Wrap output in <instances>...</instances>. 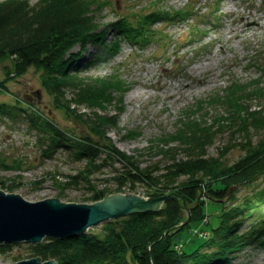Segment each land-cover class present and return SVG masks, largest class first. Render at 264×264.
<instances>
[{"label": "trees", "instance_id": "1", "mask_svg": "<svg viewBox=\"0 0 264 264\" xmlns=\"http://www.w3.org/2000/svg\"><path fill=\"white\" fill-rule=\"evenodd\" d=\"M161 2L153 3L148 13L139 17L117 16V21L102 29L98 16L109 6L105 0H38L35 4L30 0H0V61L12 57L16 61L14 73L19 77L31 68L42 72L43 88L54 98L56 107L79 121L86 131L79 135L61 128L31 103L19 99L16 106L0 104V114L8 113L11 118L19 116L16 111L28 114L45 156L68 147L77 159L87 160L78 173L68 176L66 185L86 187L91 193L86 201L91 203L116 193L136 192V184H143L148 198L176 193L189 206L199 204L190 222L179 228L187 217L180 204L171 199L160 211L105 222L101 233H84L69 240L46 238L30 245L29 259L57 264H229L234 255L264 234V188L254 187L264 177V107L251 105L254 100H264L259 80L252 86L233 83L225 94L199 101L179 118L175 131L151 140L140 157L147 151L171 157L163 173L157 174L161 170L141 167L138 157L119 150L110 136L118 123L110 109L120 112L128 82L121 73L85 77L79 72L80 64L89 65L101 55L115 53L122 40L137 48L145 46L155 36L152 25L157 22L167 23L174 17L177 21L189 19L186 9L173 13L157 9ZM111 30L116 34L108 41ZM89 44L101 48L99 56L85 57ZM78 46L79 51L73 53ZM260 71L264 76V65ZM7 82H0V92L9 93ZM79 107L90 112L80 113ZM212 110L216 115L211 119ZM139 134L125 130L123 136L131 139ZM224 135L230 138L219 155L209 156L216 139ZM237 148L243 156L228 164L227 154ZM115 162L123 169L105 179L104 186L97 183L96 175ZM233 187L254 189L240 201L235 197L237 192L230 196L227 203L233 204L227 207L224 203L219 224L207 231L208 238L189 250L176 249L173 238L177 233L206 220V202L200 199H225ZM6 188L13 191V186ZM260 242L264 244V238ZM15 245H0V254Z\"/></svg>", "mask_w": 264, "mask_h": 264}, {"label": "rangeland", "instance_id": "2", "mask_svg": "<svg viewBox=\"0 0 264 264\" xmlns=\"http://www.w3.org/2000/svg\"><path fill=\"white\" fill-rule=\"evenodd\" d=\"M37 1L30 0L32 4ZM105 1L109 6L98 16L102 29L117 21V16L139 17L148 13L153 3L157 5L162 0ZM161 8L169 9L171 13L186 9L190 17L184 21H177V17H174L167 23L153 24L155 36L141 48L122 40L115 53L99 56L101 48L89 44L85 57H99L89 65L79 66L80 74L85 77L121 73L128 82L122 109L119 113L115 108L110 109V114H116L118 121L117 127L111 128L110 136L119 150L138 157L141 167L161 170L157 174L163 173L171 157L154 151H147L142 157L138 154L150 146L151 140L175 131L179 118L190 113L194 105L225 94L233 83L252 86L259 80L264 87V76L260 71L264 65V0H163L157 6V9ZM241 15L250 18L240 22ZM234 30L238 36H235ZM115 34L111 30L108 41ZM78 51L79 47H76L73 53ZM15 63L12 57L0 61V82L8 80L9 88V93L0 92V104L16 106L19 99L22 103H31L61 128L79 135L86 131L84 125L56 107L54 98L43 88L42 72L31 68L26 75L19 77L14 73ZM203 64L207 66L208 74L206 70H196L197 65ZM204 78L212 82H198ZM188 84L193 87L189 91L186 89ZM136 91H140V95H134ZM251 105L253 108L259 105L264 107V100H254ZM16 112L19 116L15 118L8 113L0 114V181L4 182L0 184V190L7 194H18L32 203L57 199L66 204H93L86 201L91 196L86 187L66 185L68 176L78 173L87 160L77 159L68 147L59 148L51 157L45 156L38 134L30 126L29 115ZM79 112L90 111L79 107ZM215 115V110L209 112L211 119ZM125 130H137L140 134L130 139L123 136ZM229 138L227 135L219 136L209 149V156H218ZM243 154L239 148L233 149L225 160L233 164ZM117 169H123L120 162L107 165L102 174L96 175V182L104 186L105 179L112 177ZM111 185L115 186L114 183ZM136 185L137 191L132 193L145 196L146 187ZM9 186H13V191L6 188ZM254 187L264 188V177ZM253 189L235 188L231 195L237 192L235 197L240 201ZM201 200L206 202V220L193 224L191 230L177 233L173 238L176 249L189 250L197 246L203 238H208L207 231L219 224V214L227 201L225 204L218 203L212 197ZM231 203H227V207ZM183 216L186 218L187 213L184 212ZM207 221L211 224L207 225ZM102 225L92 227L86 233H101ZM251 225L248 222L247 226ZM263 238L264 234L234 255L229 264H264V244L260 242ZM30 251L28 243H19L11 251L0 254V262L11 264L28 260Z\"/></svg>", "mask_w": 264, "mask_h": 264}, {"label": "water", "instance_id": "3", "mask_svg": "<svg viewBox=\"0 0 264 264\" xmlns=\"http://www.w3.org/2000/svg\"><path fill=\"white\" fill-rule=\"evenodd\" d=\"M227 198L217 200L225 203ZM176 200L187 213V219L178 228L188 224L192 211L199 205L189 206L178 194L163 197H144L116 193L93 204H66L57 199L32 203L18 194L0 190V245L17 242L41 243L46 237L69 240L86 233L90 228L135 213L160 211L168 200ZM0 264H3L0 262ZM12 264H57L33 258Z\"/></svg>", "mask_w": 264, "mask_h": 264}, {"label": "bare ground", "instance_id": "4", "mask_svg": "<svg viewBox=\"0 0 264 264\" xmlns=\"http://www.w3.org/2000/svg\"><path fill=\"white\" fill-rule=\"evenodd\" d=\"M250 18V16H247V15H241L240 16V22H244V21H246L247 19H249ZM234 33H235V36H238V32H236V30H234ZM240 35V34H239ZM89 46V45H88ZM79 47V46H78ZM196 70L197 71H199V72H202L203 70L205 71L206 70V68H207V66H205L204 64L203 65H197L196 67ZM206 74H208L209 73V70H206V72H205ZM199 83H210V82H212V81H210V80H208V79H206V78H204V79H201V80H199L198 81ZM191 88H193V87H191L190 86V84H188L187 85V87H186V89H188V91L189 90H191ZM140 91H136L135 92V94L134 95H140ZM133 194V193H132ZM136 195H140V196H142L141 194H136ZM145 197V196H144ZM148 198V197H147ZM27 201V200H26ZM104 224V223H103ZM46 238H52V237H46ZM45 238V239H46ZM44 239V240H45ZM56 239V238H55ZM43 240V241H44ZM42 241V242H43ZM41 242V243H42ZM19 243H28L29 245H36L35 243H32V242H28V241H24V242H17V243H11V244H19ZM38 244H40V243H38ZM1 245H4V244H1ZM33 259V258H32ZM28 260H30V259H28ZM21 261H24V260H21ZM20 262V261H19ZM14 263H17V262H14ZM12 264V263H11Z\"/></svg>", "mask_w": 264, "mask_h": 264}]
</instances>
